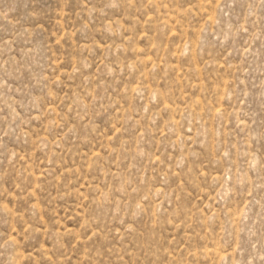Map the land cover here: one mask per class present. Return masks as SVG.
I'll use <instances>...</instances> for the list:
<instances>
[{"label":"rangeland","instance_id":"rangeland-1","mask_svg":"<svg viewBox=\"0 0 264 264\" xmlns=\"http://www.w3.org/2000/svg\"><path fill=\"white\" fill-rule=\"evenodd\" d=\"M0 264H264V0H0Z\"/></svg>","mask_w":264,"mask_h":264}]
</instances>
